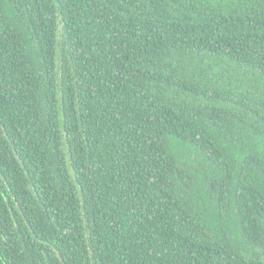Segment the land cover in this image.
<instances>
[{"label":"trees","instance_id":"1","mask_svg":"<svg viewBox=\"0 0 264 264\" xmlns=\"http://www.w3.org/2000/svg\"><path fill=\"white\" fill-rule=\"evenodd\" d=\"M0 264H264V0H0Z\"/></svg>","mask_w":264,"mask_h":264}]
</instances>
